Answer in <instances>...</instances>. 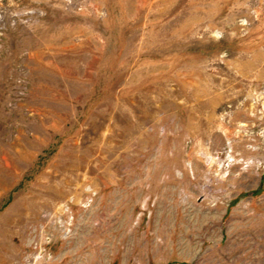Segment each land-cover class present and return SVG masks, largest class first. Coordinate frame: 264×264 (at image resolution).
Instances as JSON below:
<instances>
[{
    "label": "rangeland",
    "instance_id": "obj_1",
    "mask_svg": "<svg viewBox=\"0 0 264 264\" xmlns=\"http://www.w3.org/2000/svg\"><path fill=\"white\" fill-rule=\"evenodd\" d=\"M0 264H264V0H0Z\"/></svg>",
    "mask_w": 264,
    "mask_h": 264
}]
</instances>
